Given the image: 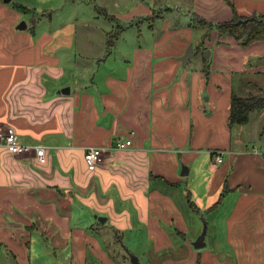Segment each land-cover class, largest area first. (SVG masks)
<instances>
[{"label": "crops", "instance_id": "crops-1", "mask_svg": "<svg viewBox=\"0 0 264 264\" xmlns=\"http://www.w3.org/2000/svg\"><path fill=\"white\" fill-rule=\"evenodd\" d=\"M43 1L0 0V264H126L124 236L138 231L153 252H167V264H264V110L242 127L227 122L232 90H264V40L243 47L213 30L203 41L207 69L185 68L188 61L180 68L175 59L201 36L190 31L191 12L227 21L232 3L238 14L264 15V0H172L176 11L158 0L138 3L116 14L124 27L144 20L152 42L121 44L118 33L109 49L106 35L76 34ZM156 8L168 10L153 15ZM7 126L21 143L44 146V161L34 151L10 154L2 144ZM130 131V149L87 168L86 147L112 145ZM245 131L260 144L244 145ZM200 151L210 156L203 198L186 177ZM181 189L187 208L179 205ZM188 210L210 211V241L224 235L230 251L207 249L206 232L200 248L174 240L196 238L199 221L186 218Z\"/></svg>", "mask_w": 264, "mask_h": 264}, {"label": "rangeland", "instance_id": "rangeland-1", "mask_svg": "<svg viewBox=\"0 0 264 264\" xmlns=\"http://www.w3.org/2000/svg\"><path fill=\"white\" fill-rule=\"evenodd\" d=\"M158 1L161 2L158 3L157 6L159 7L168 6L172 9H174L173 7L176 3V2L173 3L172 0H158ZM152 2L153 0H125V1L124 0H77L76 2H74V0L43 1V3L46 6L53 8V13H52L53 19L56 21L66 20V22L75 25L74 28L76 34L77 32L79 33V31H83L85 35L102 37L103 35H106L108 31L113 30L119 33L118 37H120L121 44L123 43V41H125L123 39L134 40L135 38L139 37V38H143L145 45H148L147 42L148 43L152 42L154 38L153 37L154 34L148 29L147 23L141 19L143 15L140 13L136 14L135 12H130V14H132L131 15L132 17L135 16L137 21L139 19H141V21L140 22L138 21V25L134 27H129V26L124 27V25L126 24V20L123 17L117 15L116 13L118 14L128 13L138 3H140L143 6L146 5L152 6ZM43 3L39 2V4H43ZM179 7L180 9H182L183 8L182 4H180ZM42 8L44 7H38L39 9L38 12H40V10H43ZM167 10L168 9H158L157 11H153V15L162 16L167 13ZM174 11L176 10L174 9ZM194 22L197 26L195 29H192L190 27L192 29L190 31L192 32V35L194 33L196 34L201 33V36L200 37L196 36L194 38H191V42L187 44L186 48L188 47L189 44H192V56L184 66L185 68L188 69L190 68L198 69V70L207 69L209 67L210 61L206 60L208 59V56H206L205 53L206 50L208 49L205 48L203 41L206 37L209 36L208 34L210 32L209 33L207 32L206 26L204 25L198 26V22L197 21ZM157 23L159 22H156V24ZM189 24H190V20H189ZM123 27L124 29H122ZM204 33L207 34L208 36H204L203 35ZM76 34L75 36L77 37ZM121 44L118 46V48L121 47ZM172 44L173 43H170L168 47L172 46ZM198 45H202V46L200 48V52L196 53V49ZM174 46L177 47L178 45L175 44ZM73 49L76 50L77 47L73 45ZM116 53L118 54L117 51ZM181 56L182 55L180 56L175 55V59L178 61L180 68L183 67L181 66L182 65L180 59ZM80 63H81L80 56L76 55V64H80ZM205 77L207 79L208 74H206ZM249 90H252V88H249ZM236 94L246 95V93H242V91L239 89H236ZM254 113L252 114L253 116H251L252 117L251 122L254 121L253 119L256 115ZM234 126L242 127V125L235 124L230 128ZM247 127L248 126H245V129H248ZM239 137L241 139V142L244 145L247 144L250 148L256 146L257 143L260 144V141L257 138H252L251 134L247 131L239 133ZM243 139L244 141H242ZM196 142L202 150L207 151V149H205L206 143H204V141H202L199 138V136ZM237 147H243V145ZM209 161H210L209 154L202 153V151H200L198 156L194 159V162L191 165V171L189 175L186 176L189 178L190 182L192 183V188L201 196V198H203L201 193L203 192L204 182L209 178L210 175L209 173L210 171L208 172L207 170H205V168L209 166L208 165ZM195 185H196V189H195ZM182 189L180 190V192L177 193L178 194L177 196L182 201V203L179 202V205L182 204L183 208H185V206L187 208L188 200L185 197H183V194L181 193ZM191 199L198 204V200L195 199L194 195L191 196ZM226 212H227V206H224L219 210H217L216 215L218 218V222H222V219L224 218ZM209 213L210 211L204 214L203 213L198 214L197 216V215H192L191 212L188 210L186 214V218L190 216L193 217L195 220L199 221L200 227H197V231L195 230V232H198L196 233V238L201 233L204 224H206V241L207 244H209L207 249L215 250L221 248L220 251L229 252L230 249L224 242V235L223 236L219 234L215 235L214 240L212 239L210 241V234L212 232V229L210 227L209 220L212 214ZM193 214H195V212ZM194 236L195 234H192V232H190L189 234L185 235V240H183V237H181L180 235H175L174 240H179V244H184V242L188 243L187 240L189 242H193V240L196 239ZM151 242H152L151 239L148 240L146 238V234L144 233V231H138V233L135 235L128 234L127 236H124L123 244L125 246V249L123 247H121V249H124L125 254H127L128 258L126 264H133L131 256L136 257L137 264H167L166 261H163L167 255V252L163 251L158 254L153 252ZM201 250L202 248L198 251ZM154 254H157L156 257L153 256Z\"/></svg>", "mask_w": 264, "mask_h": 264}, {"label": "trees", "instance_id": "trees-1", "mask_svg": "<svg viewBox=\"0 0 264 264\" xmlns=\"http://www.w3.org/2000/svg\"><path fill=\"white\" fill-rule=\"evenodd\" d=\"M232 16L227 21L214 22L197 15L194 12L190 13V27L196 28L194 21L198 22V26L204 25L207 27V32L215 30L218 35H230L243 47L251 42L264 40V15L258 13H251L249 15L238 14L230 3ZM20 9L26 10L25 7L19 6ZM208 36L207 34H203ZM118 32L113 30L106 34V47L109 49L113 45ZM202 45H198L200 50ZM204 48V47H203ZM264 61V58L261 59ZM264 110V90L260 89L258 93H248L246 95H238L231 92L229 106H228V126L235 124L244 125L248 123L250 114L253 111ZM195 264H200L199 259H196Z\"/></svg>", "mask_w": 264, "mask_h": 264}, {"label": "built area", "instance_id": "built-area-1", "mask_svg": "<svg viewBox=\"0 0 264 264\" xmlns=\"http://www.w3.org/2000/svg\"><path fill=\"white\" fill-rule=\"evenodd\" d=\"M132 131L123 138L117 139L114 144L107 146H89L84 150V161L89 170H94L100 164H102L105 156L113 151L117 150H128L132 147ZM2 144L6 150L12 155H20L34 151L35 159L39 162H43L45 159V147L41 145H31L21 143L18 139V135L15 129L12 126H7L5 128ZM215 163L222 162V154H215L214 156Z\"/></svg>", "mask_w": 264, "mask_h": 264}, {"label": "water", "instance_id": "water-1", "mask_svg": "<svg viewBox=\"0 0 264 264\" xmlns=\"http://www.w3.org/2000/svg\"><path fill=\"white\" fill-rule=\"evenodd\" d=\"M18 27L19 28L25 27V22L21 21L19 23ZM205 54H206V56H208L209 55V50H206ZM191 55H192V44H189L188 47L186 48L184 54L180 58L183 65L188 61V59L191 57ZM66 90H68V89H66ZM186 172H187V169H186V167H184V172L181 171V173L183 174V173H186ZM205 232H206V224H204L203 229H202L201 233L199 234V236L192 242L193 247L200 248V247L204 246L205 243H204L203 238H204ZM131 259H132V263L133 264H137L136 257L131 256Z\"/></svg>", "mask_w": 264, "mask_h": 264}]
</instances>
